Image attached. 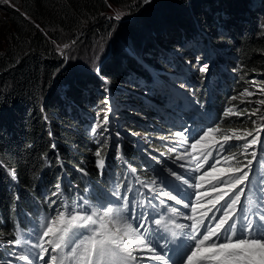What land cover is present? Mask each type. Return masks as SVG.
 <instances>
[{
  "label": "trees",
  "instance_id": "obj_1",
  "mask_svg": "<svg viewBox=\"0 0 264 264\" xmlns=\"http://www.w3.org/2000/svg\"><path fill=\"white\" fill-rule=\"evenodd\" d=\"M11 1L18 8L17 11L8 9L4 20L7 40L0 50V242L3 244H7L11 238L9 230L16 214L18 198L26 205L32 196H38L42 181L53 188L61 180L62 171L78 186V170L96 177L95 159L105 157L109 151L116 154L112 146L96 145L100 138L95 140L90 134L92 128L84 123L86 111L96 103L91 95L98 84L92 81L93 86L87 89L85 96L79 95L80 84L68 83L66 91L56 93L57 86L66 84L58 85V80L69 73L66 65L60 66L62 62L57 61L59 54L52 44L76 41L79 37L89 39L105 29L111 30L113 24L105 17L108 4L123 5L130 11L141 9L145 4L141 9L142 15L128 21L124 29L132 37L138 38V48L145 44L150 46L155 37L158 39L157 45L164 49L170 47L169 43L191 42L195 37L190 28L194 19L203 22L199 30L212 33L213 39L221 33L230 35L235 40L234 50L228 44L220 46L223 49L225 47L224 51H228L230 57H233V52L238 53L240 66L237 67V73L240 78L229 82L227 88L232 90L235 97L229 102L230 106L234 105L240 114L223 120L220 128L230 134L233 130H252L264 118V105L260 109L257 103L264 97L260 92L263 89H254L245 82L247 77L256 76L261 88H264V33H255L254 29L245 33L236 30L230 32L223 25L228 21V15L238 19L237 14L239 25L245 20L248 23L253 16L247 8L252 13L264 16V0H251V5L244 10L242 6L229 5L234 0H153L150 4L144 0ZM214 3L218 10L213 14L210 9ZM129 4L135 5H131V8L127 6ZM228 9L233 13L228 12ZM165 20L168 24L162 27ZM164 27L161 33L160 29ZM147 51L150 52L147 48L135 53L124 62L115 59L114 63L119 62L123 69H127L131 74L129 78L132 75L136 80L145 76L148 78L144 63H140L145 61L147 64V58L143 57ZM119 56L127 57L124 51ZM106 72L118 80L113 66ZM59 73L62 74L56 79ZM66 78L67 82H71V77ZM137 81V89L144 88L146 81ZM80 82H83L82 79ZM113 86L121 91L122 98H118L125 100V103H120L121 107L133 109L150 120L155 118L156 112L142 108L152 101L143 93L147 91L141 90V93L139 90L130 91L125 87ZM244 88L253 95L236 99ZM129 100H135L136 103ZM256 109H259L257 118L246 114V111L251 113ZM129 126L132 130L136 129ZM137 130L143 131L140 128ZM151 146H157V143ZM97 151H100V156L96 155ZM125 153L127 161L135 166L138 163L136 152L130 143H126Z\"/></svg>",
  "mask_w": 264,
  "mask_h": 264
},
{
  "label": "snow or ice",
  "instance_id": "obj_2",
  "mask_svg": "<svg viewBox=\"0 0 264 264\" xmlns=\"http://www.w3.org/2000/svg\"><path fill=\"white\" fill-rule=\"evenodd\" d=\"M3 2L9 3V0ZM121 15L117 13L115 19L119 20ZM201 71L206 72L207 67L203 66ZM244 95L251 96L253 93L245 92ZM257 103L264 105V99ZM258 111L256 109L252 115ZM229 114H234L233 109L226 111L225 115ZM108 122L105 117L104 124ZM261 132H264V125L239 133L233 130L230 135L222 133L218 126L209 127L195 134L190 152L176 157L183 160L187 156L189 164L194 165L190 171L198 173L186 178L171 172L176 180L193 189L195 201L183 203V208L191 209L192 214L185 217L192 221L190 225L172 221L177 229H191L190 233L184 232L189 243L178 250V260L173 261L171 257L157 254L162 247L154 242L157 230L168 227L163 217L155 218L154 213L146 215L144 211L137 212L135 205L129 207L128 197L116 191L112 195L122 203L113 205L109 201L107 205L100 203L81 211L67 207L57 211L55 216L46 218V223L43 222L45 218H42V231L35 232V239L18 238L14 242L23 251L15 254L13 259L24 264H136L139 260H153L160 264H264V179L259 184L252 183L253 169L250 166L254 164L258 153L256 150L249 152L257 145ZM217 133L221 135L216 137ZM175 135L185 134L177 132ZM248 137L252 138L249 140ZM212 138L218 145L215 156L212 151L214 145L209 143ZM231 140L245 142L234 145L229 143ZM260 150H264V142L260 144ZM96 155L100 156V151ZM248 156L252 159H248ZM209 157H212L211 163ZM221 160L225 161V166L218 167ZM97 166L102 169L103 162L98 160ZM55 187L59 189L61 186L57 184ZM149 191L152 189L149 188ZM246 191L251 196L245 205L242 198ZM160 195L177 205L182 203V198L178 199L171 191H164ZM167 210L172 216L178 214L175 207ZM130 219L136 221L135 226L128 222ZM150 224L156 228H151ZM137 252L149 255L138 256L135 255ZM5 264H12V260Z\"/></svg>",
  "mask_w": 264,
  "mask_h": 264
},
{
  "label": "rangeland",
  "instance_id": "obj_3",
  "mask_svg": "<svg viewBox=\"0 0 264 264\" xmlns=\"http://www.w3.org/2000/svg\"><path fill=\"white\" fill-rule=\"evenodd\" d=\"M232 3L233 4L229 5H239L240 7L242 6V10H244L245 7L251 5V0H234ZM131 5L133 6L135 4H129L127 6ZM144 5L141 7L143 8ZM108 6L109 8L105 12V17L113 24L111 30L105 29L103 32L96 33L89 39L86 37H84V39L79 37L76 41H65L62 44L52 42L54 48H56V52L59 54L57 61H60V63L62 62L60 66L66 65V69H68L67 73H69V75L66 74V76H62L58 80V85L66 84L64 86H57L56 93L59 94L60 92L63 93L66 91L68 83L80 84L79 95L85 96L87 89H91V86H93L92 81L95 84H98L95 85L96 88L94 86L95 93L91 95L96 99V103L90 110L86 111V115H84L83 119L85 124L91 126L92 129H96V133L99 132L100 145H110L113 149H116L119 144L130 143L133 147H142L143 149H146L149 144L156 143L151 137H155V135L160 132V127L165 118L163 110H175V108L171 107L169 103L161 99L162 96H165L173 90V88L178 94L189 96L192 92V86L199 85V81L204 82L207 79L216 80L219 79L221 75L222 77L224 75V78L221 80L222 84H213L212 86L207 87L203 93H206L208 90H213L214 88L217 91L218 89H221V86V90H224L226 95L225 99H228L227 106L224 109L225 113L229 108L233 109L234 113L227 116L240 114L239 109H236L234 105L230 106L229 102L233 99V95L225 90L226 82H228V80L237 81L240 78V75L237 73V67L240 66L238 63V53L233 52V57H230L227 55L228 51H224L225 47L223 49L220 46V44H228L232 50H234L233 46L235 45V40L230 35L221 33L219 34V37L216 36V38L213 39L212 33L205 32L204 29L199 30V28L204 25L203 22L194 19L192 21L193 25H191L190 28L195 37L191 42L184 44L179 41L175 44L169 43L170 47L164 49L157 45V37H155L152 38L150 46L145 44L142 48H138V44L136 43L138 38L132 37L129 33L125 32L126 30L124 31V29L128 21H133L138 16L142 15V8H135L134 10L137 9L136 11H130L128 9L126 10L123 5L108 4ZM203 6L205 7L206 5ZM17 8L18 6L13 4L11 0H9V3H4L3 0H0V50L4 47L5 41L7 40V27L4 24V20L7 18L8 9L17 11ZM184 9L185 8H183V10ZM217 10L218 8L214 3V7L210 9V11L214 14ZM227 11L233 13L231 9H228ZM247 11L253 16L252 20H248V23L247 20H245L246 22L239 25V14H237L238 19L235 17L232 18L231 15H228L226 17L228 21L223 24L225 29H228L230 32L236 30L242 33L254 29L255 33L258 31L264 33L263 14L252 13L249 8H247ZM117 13L122 14L119 20L115 19ZM262 13L264 12L262 11ZM22 15L24 16L23 13ZM167 24L168 21L165 20L162 22L161 26L163 27ZM116 28H118L117 32L114 31ZM165 28L166 27L161 28L160 32L162 33ZM141 38H143V36H141ZM193 41L196 44H194ZM65 44L68 45L67 48L64 47ZM134 46L135 48H133ZM156 47L162 50L157 49ZM147 48L150 52L147 51V53L143 54V57L148 60L147 64L145 61L140 63H144L143 68L146 71L148 78L145 76L144 78L137 79L140 81H146V83L143 84L144 88L137 89L138 81L134 75L129 78L128 76H131L130 72L127 69H123L119 62L114 63V60L118 59L124 62L131 55H136L135 53L145 51ZM123 51L127 57L119 56V53ZM111 66H113L114 75H116L115 77H118V80H115L116 78L107 74L106 71ZM203 66L207 67L206 72L201 71ZM97 69H99V72H97ZM61 74L62 73H59L56 79L61 76ZM66 77H71V82H67ZM252 77L254 78L247 77L245 82L248 83V86L253 87L254 89H263L260 90V92L264 95V88H261V85L258 82V77ZM125 78L128 80H125ZM81 79L83 82H80ZM105 80H107V83ZM113 84L118 87L128 88L130 91H147V95L155 99V101L152 102L153 111H157L159 114L155 113V118L150 120L133 109L121 107L120 103H125V100H120L118 98H122L121 91H118V88L114 87ZM150 86L152 87L153 92L149 90ZM165 90L166 93L160 94ZM245 92H249L248 89H242L236 99L239 98V96H245ZM136 94L138 93L136 92ZM261 99H264V97ZM129 101L136 103L135 100ZM261 106L262 105H260V109ZM142 108L149 109V106H143ZM252 113L253 112L250 113L249 111H246L247 115H251ZM253 116L257 118L259 116L258 112ZM105 117H107L109 121L107 124H104ZM129 125L136 127V129L132 130L129 128ZM261 125H264V118H262L257 127ZM138 128L143 129L144 132L138 131ZM237 132L239 133L242 131ZM253 134L256 135L255 132ZM166 137L167 133H161L159 135V138ZM261 138H264V132L259 133V139ZM241 141L243 143L245 142L244 140ZM255 147L256 145L250 150H254Z\"/></svg>",
  "mask_w": 264,
  "mask_h": 264
},
{
  "label": "water",
  "instance_id": "obj_4",
  "mask_svg": "<svg viewBox=\"0 0 264 264\" xmlns=\"http://www.w3.org/2000/svg\"><path fill=\"white\" fill-rule=\"evenodd\" d=\"M153 0H150V2H148L147 4H150ZM157 1H160V0H157Z\"/></svg>",
  "mask_w": 264,
  "mask_h": 264
}]
</instances>
